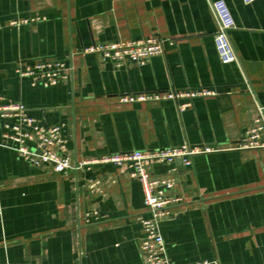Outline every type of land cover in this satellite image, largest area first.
<instances>
[{
    "label": "crops",
    "instance_id": "crops-1",
    "mask_svg": "<svg viewBox=\"0 0 264 264\" xmlns=\"http://www.w3.org/2000/svg\"><path fill=\"white\" fill-rule=\"evenodd\" d=\"M219 0H0V106L22 104L62 125L72 164L189 145L216 150L176 168L184 200L161 223L174 264H264V148L241 150L264 108V0H223L239 60L224 64L211 3ZM163 41L145 66H117L93 46ZM72 64L67 83L33 86L20 70ZM216 90L213 97L123 104V97ZM191 104L183 112L179 106ZM0 117V141L6 133ZM12 123H16L12 120ZM128 164L58 175L0 147V264H146L142 183Z\"/></svg>",
    "mask_w": 264,
    "mask_h": 264
},
{
    "label": "built area",
    "instance_id": "built-area-1",
    "mask_svg": "<svg viewBox=\"0 0 264 264\" xmlns=\"http://www.w3.org/2000/svg\"><path fill=\"white\" fill-rule=\"evenodd\" d=\"M256 0H244L251 4ZM211 9L218 22L215 34V43L220 60L224 64L234 63L239 60L232 44L230 32L235 29V21L227 3L223 0L211 3ZM98 53L104 61L111 60L117 66L130 62L137 66H145L152 58L164 54L163 41L157 38L140 41H116L108 44L93 46L86 50ZM72 64L63 61H48L37 64L34 68L20 70L21 78H31L33 86H55L67 83L70 78ZM219 93L216 90H190L185 92H168L165 94L139 95L123 97V104L136 102H150L162 100L179 101L199 97H213ZM191 104L179 106L183 112ZM261 116L249 127H246L240 144L241 150H254L264 148V108H260ZM0 117L5 123L6 133L0 141V147L16 152L21 158L33 166L50 165L58 175H68L78 172L85 166L97 163H110L115 166L128 164L132 170L131 177L139 180L144 189L145 204L149 217L142 218L145 238L140 247L143 260L146 264H174L171 260L166 241L161 232V223L172 218V209L184 200L180 195L169 196L180 185L176 168L169 170L163 179H153L150 167L164 164L172 167L176 161H182L184 166L191 167L193 159L202 154L216 151L211 147H191L184 145L155 151H133L100 159L72 164L67 155V141L63 134V126H40L30 115L28 108L22 104L0 106ZM12 120L16 123H12Z\"/></svg>",
    "mask_w": 264,
    "mask_h": 264
}]
</instances>
